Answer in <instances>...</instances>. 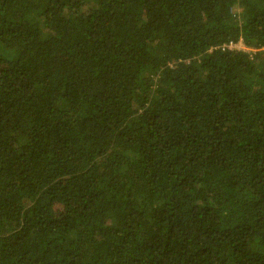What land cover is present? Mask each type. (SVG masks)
I'll list each match as a JSON object with an SVG mask.
<instances>
[{"label": "trees", "instance_id": "obj_1", "mask_svg": "<svg viewBox=\"0 0 264 264\" xmlns=\"http://www.w3.org/2000/svg\"><path fill=\"white\" fill-rule=\"evenodd\" d=\"M0 264H264V0H0Z\"/></svg>", "mask_w": 264, "mask_h": 264}, {"label": "built area", "instance_id": "obj_2", "mask_svg": "<svg viewBox=\"0 0 264 264\" xmlns=\"http://www.w3.org/2000/svg\"><path fill=\"white\" fill-rule=\"evenodd\" d=\"M234 47H245V45H244V43L242 41H239V42H236V43H231L229 45H226V46L222 47V49L223 50H225V49L234 50L233 49ZM245 48L248 49V50H251V49H249L247 47H245Z\"/></svg>", "mask_w": 264, "mask_h": 264}, {"label": "rangeland", "instance_id": "obj_3", "mask_svg": "<svg viewBox=\"0 0 264 264\" xmlns=\"http://www.w3.org/2000/svg\"><path fill=\"white\" fill-rule=\"evenodd\" d=\"M233 49H234V50H237V51H242V52H245V53L252 54V51L246 49L245 47H234Z\"/></svg>", "mask_w": 264, "mask_h": 264}, {"label": "clouds", "instance_id": "obj_4", "mask_svg": "<svg viewBox=\"0 0 264 264\" xmlns=\"http://www.w3.org/2000/svg\"><path fill=\"white\" fill-rule=\"evenodd\" d=\"M254 51L252 50V53H253Z\"/></svg>", "mask_w": 264, "mask_h": 264}]
</instances>
